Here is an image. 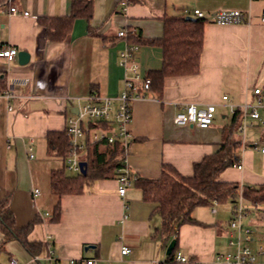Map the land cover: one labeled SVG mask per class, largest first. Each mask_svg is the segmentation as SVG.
<instances>
[{
	"label": "crops",
	"instance_id": "0c3cea01",
	"mask_svg": "<svg viewBox=\"0 0 264 264\" xmlns=\"http://www.w3.org/2000/svg\"><path fill=\"white\" fill-rule=\"evenodd\" d=\"M72 1L0 0V47L12 46L30 55L26 64L19 63L18 55L12 61L0 58V90L13 81L15 94L9 100L0 96V201L10 206L19 227L38 218L30 239L43 243L41 253L33 256L11 240L0 246V264H11V257L21 264H51L49 244L59 264L79 258H95L102 264H163L168 245L158 233L162 218L143 199L136 180L124 196L116 177L98 179L82 193L56 195L51 174L64 167V160L49 154L46 135L64 131L68 117L90 96L121 94L125 70L119 56L130 41L137 42L142 75L161 69L162 49L148 41L163 36L166 16L196 18L194 10L200 9L208 20L203 25L199 72L166 76L161 90L151 88L133 102V137L125 159L127 169L138 178H159L165 166L192 175L195 162L218 150L231 123L233 114L223 96L240 105L251 100L255 87L264 95V0H93L90 21L76 18L64 40H51L39 18L69 14ZM11 6L20 14H11ZM222 10L242 11L250 22H214L212 15ZM122 30L127 37L118 36ZM177 102L215 104L213 123L207 128L176 125ZM250 127L244 136L239 133L243 167L227 168L221 181L264 184V124ZM59 202L61 214L55 221ZM192 215L199 223L178 229L179 250L187 257L179 264H221L217 257L229 247L232 206H200ZM245 223L256 228L247 245L257 263L264 264V207L250 210ZM123 245L130 247L129 254L122 255ZM86 246L91 248L85 250Z\"/></svg>",
	"mask_w": 264,
	"mask_h": 264
},
{
	"label": "trees",
	"instance_id": "16d2710c",
	"mask_svg": "<svg viewBox=\"0 0 264 264\" xmlns=\"http://www.w3.org/2000/svg\"><path fill=\"white\" fill-rule=\"evenodd\" d=\"M92 16L93 0H73L69 14L55 17L42 16L39 21L45 26L51 40L62 41L71 31L76 18L90 21ZM188 17L187 14L166 16L163 36L148 41L159 45L163 55L162 68L151 70L146 75L152 79L154 90L163 88L166 76L193 75L199 72L205 19L198 17L188 19ZM89 32L92 33L93 30L89 28ZM131 37L140 40L139 36L131 34ZM130 43L137 44L134 41ZM99 124L108 125V123ZM240 124L241 112L238 110L232 115L231 123L225 130L224 140L218 150L195 162L192 175L183 176L175 169L165 166L159 178H138L135 181L143 192V199L152 203L154 212L160 214L162 218V226L158 233L165 238V246L173 238L177 241L173 252L167 255L163 264H179L175 260L177 252L180 251L178 229L186 223H199L192 215L195 208L211 206L215 202L236 204L240 195L248 211H257L264 207V184L241 185L238 182H225L219 179L224 170L239 162L238 150L243 145V140L239 137ZM46 141L49 154L65 161L70 149V137L66 129L49 131ZM126 152L125 145L120 142L87 143L82 157V161L87 163L86 174L71 173L66 170L65 165L62 169L52 171V192L59 196L82 193L86 186L98 179L118 178L126 168ZM60 214L59 202L54 208L52 220H59ZM38 220L35 218L29 224L19 227L10 206L0 201V228L3 233L0 246L4 247L9 241L17 240L31 255H39L43 243L30 239L32 229Z\"/></svg>",
	"mask_w": 264,
	"mask_h": 264
},
{
	"label": "built area",
	"instance_id": "2783aa9c",
	"mask_svg": "<svg viewBox=\"0 0 264 264\" xmlns=\"http://www.w3.org/2000/svg\"><path fill=\"white\" fill-rule=\"evenodd\" d=\"M11 2L12 0H6ZM10 12L13 15L20 14L15 6H11ZM29 12L25 11L24 15ZM194 15L201 19H207V16L200 9L194 10ZM211 19L219 24H239L249 23L250 17L239 10L227 11L222 10L214 13ZM264 22V13L262 14ZM119 37H127V31L122 30L118 33ZM138 45L128 43L127 46L120 52L119 63L124 68V89L121 94L115 97H100L90 96L86 102L79 103L77 112L72 114L67 119L66 131L70 137L69 153L64 161L66 170L71 173H81L80 163L82 155L85 154L86 144L106 141L110 144L120 142L127 147L133 137L130 125L133 120V102L140 97L146 96L152 88V79L144 76L140 72V67L136 59ZM18 55V49L12 46L0 47V58L8 61L14 60ZM0 96L7 100L15 97L13 92V81L11 85L4 91L0 90ZM223 100L227 101L231 113L236 111L241 112V124L239 131L244 136L246 129L255 124H264V95L261 87L253 89V97L251 100L245 101L240 105L230 102L228 95L223 96ZM177 111L174 115V123L179 126L195 125L200 128L209 127L214 119L217 106L208 104L204 107H198L195 103H176ZM9 110L12 107L9 106ZM99 123H108L103 126ZM264 152V148L262 149ZM30 157H34L32 146H29ZM236 167L242 168L243 165L239 161L235 164ZM138 177H135L126 168L118 177L119 194L124 196L128 186ZM38 194L39 190L36 189ZM216 204V202H215ZM216 212V208L212 209ZM249 211L243 203V197H238V202L234 206L233 216L230 221V241L229 245L234 248L233 251L219 254L217 260L221 264H258L257 256L246 243L251 240L256 228L252 224L245 223ZM49 244V253L47 258L51 264H59L54 259ZM131 252L130 247L123 245L121 248L122 255H127ZM38 259V257H35ZM175 260L179 263L187 262V257L181 251L176 254ZM11 264H21L20 261L11 257ZM69 264H102L100 260L95 258H79L70 259Z\"/></svg>",
	"mask_w": 264,
	"mask_h": 264
},
{
	"label": "water",
	"instance_id": "95a60500",
	"mask_svg": "<svg viewBox=\"0 0 264 264\" xmlns=\"http://www.w3.org/2000/svg\"><path fill=\"white\" fill-rule=\"evenodd\" d=\"M188 19H193V17L189 16ZM18 58H19V63L20 64H26L29 61V59H30V55L27 52H25V51H19ZM75 111L77 112V109H74V112ZM80 166H81V173L82 174H86L87 163L85 161H82L80 163ZM176 243H177V241H176L175 238H173L170 241V243L168 244L167 249H166V254L167 255H170L173 252V250H174V248L176 246ZM89 248H91V246H86L85 250H88Z\"/></svg>",
	"mask_w": 264,
	"mask_h": 264
},
{
	"label": "rangeland",
	"instance_id": "374dc122",
	"mask_svg": "<svg viewBox=\"0 0 264 264\" xmlns=\"http://www.w3.org/2000/svg\"><path fill=\"white\" fill-rule=\"evenodd\" d=\"M252 127H248L247 128V132L251 129ZM229 205V203L228 204H221V207H223V206H228ZM230 205L232 206V216H233V211H234V206H235V204H233V203H230ZM231 216V217H232ZM234 250V248L233 247H231L230 245H229V247L227 248V251H224L223 252V254L224 253H227V252H230V251H233Z\"/></svg>",
	"mask_w": 264,
	"mask_h": 264
}]
</instances>
